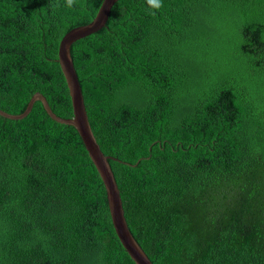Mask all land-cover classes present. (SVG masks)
Here are the masks:
<instances>
[{
	"label": "trees",
	"instance_id": "1",
	"mask_svg": "<svg viewBox=\"0 0 264 264\" xmlns=\"http://www.w3.org/2000/svg\"><path fill=\"white\" fill-rule=\"evenodd\" d=\"M59 2L60 6L55 7ZM103 0H0V108L73 117L62 38ZM118 0L72 46L129 227L154 264H264V0ZM0 264H136L78 131L0 115Z\"/></svg>",
	"mask_w": 264,
	"mask_h": 264
},
{
	"label": "water",
	"instance_id": "2",
	"mask_svg": "<svg viewBox=\"0 0 264 264\" xmlns=\"http://www.w3.org/2000/svg\"><path fill=\"white\" fill-rule=\"evenodd\" d=\"M117 1L118 0H103L97 15L91 22L74 27L60 42L58 62L69 89L73 106V117H62L54 112L47 97L41 92H37L32 96L24 112L13 114L0 108V115L12 120L23 119L32 112L35 103L41 101L52 119L59 123L73 126L81 136L89 156L104 183L111 218L119 240L136 264H154L129 227L125 215L121 191L110 163L111 159L117 161L119 159L114 156L106 155L97 140L90 123L83 89L72 56V46L76 41L85 38L106 26L111 11Z\"/></svg>",
	"mask_w": 264,
	"mask_h": 264
},
{
	"label": "clouds",
	"instance_id": "3",
	"mask_svg": "<svg viewBox=\"0 0 264 264\" xmlns=\"http://www.w3.org/2000/svg\"><path fill=\"white\" fill-rule=\"evenodd\" d=\"M148 6L153 9L152 15H155L156 11H159L164 7L163 0H146ZM78 0H65V6L68 8H73L77 6ZM60 4L57 2L55 4V7H59Z\"/></svg>",
	"mask_w": 264,
	"mask_h": 264
}]
</instances>
